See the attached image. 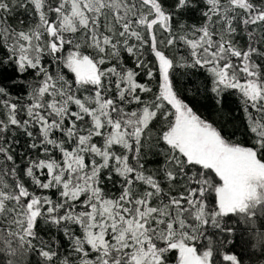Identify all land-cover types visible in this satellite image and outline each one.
<instances>
[{"label":"snow or ice","instance_id":"obj_1","mask_svg":"<svg viewBox=\"0 0 264 264\" xmlns=\"http://www.w3.org/2000/svg\"><path fill=\"white\" fill-rule=\"evenodd\" d=\"M190 70L217 113L235 97L239 126L200 113L201 89L177 84ZM257 209L264 0H0L8 264L25 250L41 264H239L206 226H254Z\"/></svg>","mask_w":264,"mask_h":264},{"label":"trees","instance_id":"obj_2","mask_svg":"<svg viewBox=\"0 0 264 264\" xmlns=\"http://www.w3.org/2000/svg\"><path fill=\"white\" fill-rule=\"evenodd\" d=\"M27 20V17H25ZM186 23H195V19L185 17ZM15 23V21H13ZM177 84L181 90H184L186 94L191 97V92H187L188 89L195 91L197 87L201 89V95L197 97L199 101L197 107L205 117H209L216 120L218 123L223 124L227 132L232 131V124L237 126L241 123L242 113L238 110V104L235 97L228 96L225 98L223 112L217 113L215 111L214 102L211 99H205L203 95V75L195 70H190L187 73L178 72ZM23 95V93H19ZM233 117L236 119L233 121ZM237 139H243L237 136ZM22 143L24 139L21 138ZM19 150V147H18ZM55 198L54 193H47ZM255 225H249L240 220L239 217L233 216L230 218V224L232 231L221 232L219 229L213 227H207V235L215 241L217 244L221 240L225 241L222 248H220L221 254L227 253L236 255L239 264H264V243L259 240V234L264 232V211L257 209V215L253 218ZM40 235L45 239H49L50 236L55 235L62 242V251L66 248L67 243L64 241L62 234L56 233L54 229L51 231L42 230ZM207 241H203L206 243ZM10 259H14L7 252H0V264H8ZM20 264H41L42 258L38 255L36 250H25L23 255L19 257ZM219 264H230L222 260V255L218 257Z\"/></svg>","mask_w":264,"mask_h":264}]
</instances>
